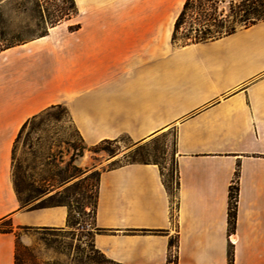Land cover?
Masks as SVG:
<instances>
[{
	"label": "crops",
	"instance_id": "0c3cea01",
	"mask_svg": "<svg viewBox=\"0 0 264 264\" xmlns=\"http://www.w3.org/2000/svg\"><path fill=\"white\" fill-rule=\"evenodd\" d=\"M183 2L74 0L75 23L0 49V219L14 229L0 232V264H14L16 229L67 227L66 205L22 206L12 182L20 128L58 105L86 146L175 131L172 192L154 162L98 169L92 244L105 257L227 264L231 245L232 264H264V20L177 45Z\"/></svg>",
	"mask_w": 264,
	"mask_h": 264
},
{
	"label": "rangeland",
	"instance_id": "374dc122",
	"mask_svg": "<svg viewBox=\"0 0 264 264\" xmlns=\"http://www.w3.org/2000/svg\"><path fill=\"white\" fill-rule=\"evenodd\" d=\"M220 9L226 12V0L219 2ZM73 12L71 0H0V49L36 37L67 16H73L71 23H75L76 12ZM174 12L172 9L171 13ZM174 138L173 129L141 140L122 135L111 145L113 152L108 153L100 148L84 147L61 106L29 119L17 135L12 151V179L20 186L22 206L62 201L70 208V225L16 229V252L21 263L107 264L105 256L92 244L98 169L124 163L131 159L128 156L146 159L160 166L163 179L172 191Z\"/></svg>",
	"mask_w": 264,
	"mask_h": 264
},
{
	"label": "trees",
	"instance_id": "16d2710c",
	"mask_svg": "<svg viewBox=\"0 0 264 264\" xmlns=\"http://www.w3.org/2000/svg\"><path fill=\"white\" fill-rule=\"evenodd\" d=\"M221 1L225 2V0H184L182 7L179 13L177 14L174 20V23H173V29L171 33L172 43H175L177 45H186L189 43L212 40L220 36L227 35V34L234 32L236 30V26H235L236 24H239L242 27H248L260 20H264V0H226V12H224V9L218 10V4ZM71 3L74 9L73 13H75L76 7H75L74 0H71ZM69 17L70 16H67L66 18H69ZM46 31L47 30H45L38 36L44 35ZM179 39L181 40V42H178ZM24 125L20 128L18 134L20 133ZM80 141L82 142L81 139ZM116 142H117V138L116 139H102L98 143L91 145V147L93 149L100 148V149L106 150L108 153H112L114 150V147H111V145H115ZM82 144L84 145V147L86 146L83 142ZM12 151H13V148H12ZM128 157H130L131 159L126 160L124 163H118L110 167L121 165V164H126V163H132V162H142V163L152 162L146 159H141V158L135 159L131 156H128ZM98 173L99 172H97V176H96V185H97ZM237 176H238V172L237 170H235L234 180L228 192V218H227L228 232H232L235 226L236 199H237V185H236ZM163 181H164V185L166 189L172 192L169 189L164 179ZM12 182H13L14 190L20 202V205H23L24 202H22L20 198V194H21L20 186L13 179H12ZM55 204H64L68 207L66 221H67V226L70 225V222H69L70 208L68 204L62 201H56L54 203H48V204L39 205V206H47V205H55ZM95 206H96V191H95V198H94V203H93V216H94ZM3 224L5 225L2 226ZM13 230L14 229L11 226L8 219H4V218L0 219V232H10ZM173 244H174V240L170 239V245H173ZM16 251H17V241L15 240L14 264H23L19 260ZM105 259H106L105 261L107 264H123V263L111 260L107 257H105ZM175 259H176V256H174L173 258L169 257L170 261L175 262ZM232 261H233V254H232V246L230 245L228 248V252H227V264H232Z\"/></svg>",
	"mask_w": 264,
	"mask_h": 264
}]
</instances>
